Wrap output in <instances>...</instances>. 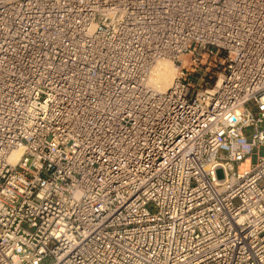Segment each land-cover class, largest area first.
Segmentation results:
<instances>
[{
    "label": "built area",
    "instance_id": "2783aa9c",
    "mask_svg": "<svg viewBox=\"0 0 264 264\" xmlns=\"http://www.w3.org/2000/svg\"><path fill=\"white\" fill-rule=\"evenodd\" d=\"M262 149L264 0H0V264H264Z\"/></svg>",
    "mask_w": 264,
    "mask_h": 264
},
{
    "label": "rangeland",
    "instance_id": "374dc122",
    "mask_svg": "<svg viewBox=\"0 0 264 264\" xmlns=\"http://www.w3.org/2000/svg\"><path fill=\"white\" fill-rule=\"evenodd\" d=\"M182 60H183V66L188 70V72H191L192 66H193V58L188 56V57L183 58ZM200 60L202 61V63L201 64L198 63V64H200V66L197 70L198 74L193 73L190 77L191 80H193L194 78H197L200 80L196 81V82H200V84H204L203 77L206 74H208V75L212 74L213 78H212V80L209 81V87H214V85L218 82L219 77L221 78V76H220V74L222 72V70L220 68L221 66L217 65V68H216L215 62L211 58H208L207 56L200 58ZM161 62L166 63V64L168 63L167 65L171 66V67H179V65L173 64L169 60H162V61H160V63ZM179 72H180V70L175 71V74H176L175 78H177V76L179 75ZM205 81L208 82V79H205ZM247 131H249V130H247ZM249 132H251V131H249ZM263 151H264V149H262L260 151V155H263ZM252 160H253V162L256 161V155L253 156ZM217 175H218V178L221 179L223 177L222 171L219 170L217 172Z\"/></svg>",
    "mask_w": 264,
    "mask_h": 264
},
{
    "label": "bare ground",
    "instance_id": "6f19581e",
    "mask_svg": "<svg viewBox=\"0 0 264 264\" xmlns=\"http://www.w3.org/2000/svg\"><path fill=\"white\" fill-rule=\"evenodd\" d=\"M168 64V63H167ZM166 63L159 62L153 71L151 76L150 83L154 85L159 91H166L172 84L175 79V71L178 70V67L168 66ZM221 82V79L218 81V84ZM12 158L17 159L18 154L14 153ZM77 243L76 240L71 241Z\"/></svg>",
    "mask_w": 264,
    "mask_h": 264
}]
</instances>
